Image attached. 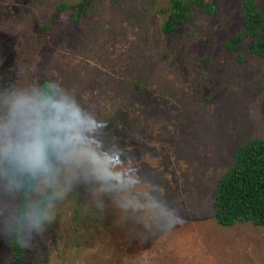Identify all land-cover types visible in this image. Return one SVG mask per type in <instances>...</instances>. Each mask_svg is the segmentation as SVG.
<instances>
[{"label":"rangeland","instance_id":"374dc122","mask_svg":"<svg viewBox=\"0 0 264 264\" xmlns=\"http://www.w3.org/2000/svg\"><path fill=\"white\" fill-rule=\"evenodd\" d=\"M213 1L215 13L194 9L166 34L168 0H0V91L52 80L145 181L134 188L56 164L32 198L51 196L19 261L6 223L19 191L0 188V264H264V226L214 216L237 148L264 137V59L255 38L227 46L243 28V0ZM149 190L174 223L145 200Z\"/></svg>","mask_w":264,"mask_h":264},{"label":"clouds","instance_id":"9594fccd","mask_svg":"<svg viewBox=\"0 0 264 264\" xmlns=\"http://www.w3.org/2000/svg\"><path fill=\"white\" fill-rule=\"evenodd\" d=\"M103 127L54 83L47 92L40 87L4 88L0 91V188L13 195V190H23L25 177H50L56 164L71 163L85 164L97 180L120 183L126 177L134 188L144 187L143 173L133 176L125 171V162H131L125 153L99 138ZM144 198L174 223L175 212L156 192L149 190ZM33 208L30 205L22 217L6 221L10 230L19 229V242L25 247L26 236L46 218Z\"/></svg>","mask_w":264,"mask_h":264},{"label":"trees","instance_id":"16d2710c","mask_svg":"<svg viewBox=\"0 0 264 264\" xmlns=\"http://www.w3.org/2000/svg\"><path fill=\"white\" fill-rule=\"evenodd\" d=\"M169 14L163 24V32L170 34L180 24L190 18L194 9L206 14H213L217 6L213 0H168ZM61 9H69L62 4ZM243 28L227 43L229 49H235L248 36L255 38L251 51L264 59V13L257 5V0H243ZM79 12L76 14L78 17ZM52 80H45L40 85L49 91ZM41 177H25L23 190L19 191V203L16 216L22 217L29 210ZM51 196L45 195L33 205V211L45 217ZM214 216L218 224L232 226L238 222H251L264 226V137H254L241 144L235 152V162L218 180L214 192ZM81 214L76 209V215ZM18 228L8 230L7 238L14 261L22 260L26 247L20 244Z\"/></svg>","mask_w":264,"mask_h":264}]
</instances>
